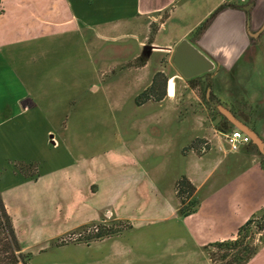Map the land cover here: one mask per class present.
<instances>
[{"label": "crops", "instance_id": "crops-1", "mask_svg": "<svg viewBox=\"0 0 264 264\" xmlns=\"http://www.w3.org/2000/svg\"><path fill=\"white\" fill-rule=\"evenodd\" d=\"M206 4V11L195 17L196 0H0L1 50L32 49L43 39L74 33L86 48L81 70L95 77L82 85L104 99L120 96L107 89L115 85L103 79L107 65L97 58L104 54L100 44L111 50L113 43L120 56L129 48H145L154 29L152 47L159 44L168 50L187 39L214 63L209 82L216 99L236 105L230 111L255 132L260 142L249 136L250 141L238 151H229L223 132L235 127L225 117L228 128L214 132L209 153L186 149L188 138L172 154L165 150L162 159L155 161L151 146L136 138L127 139L123 132L122 137L111 139L121 148L119 155L111 151V160L98 163L93 162L95 156L106 152L103 132L101 140L91 143L82 138L77 157L78 165L84 168L75 174L72 189L66 191L68 185H63L64 204L55 207L68 222L48 236L49 240L84 225L120 220L127 224L126 230L88 246L106 244L112 256L123 257L125 249L129 251L126 243H130L136 257L144 262L182 264L187 248L197 250L208 243L236 238L239 226L264 206V0H206ZM128 25H133L130 33ZM167 82L171 96L174 80L170 77ZM114 103L118 108L114 111L121 110V105ZM46 104L22 97L19 113L36 108L48 111ZM0 115H4L2 110ZM51 132L48 130L52 148L67 141L66 127L58 145L52 142ZM53 158L56 162L58 155ZM183 175L194 185L199 201L197 210L186 216L179 214L175 187ZM61 197L55 195L54 199ZM154 244L159 248L152 250ZM246 264H264V245Z\"/></svg>", "mask_w": 264, "mask_h": 264}, {"label": "rangeland", "instance_id": "rangeland-1", "mask_svg": "<svg viewBox=\"0 0 264 264\" xmlns=\"http://www.w3.org/2000/svg\"><path fill=\"white\" fill-rule=\"evenodd\" d=\"M196 1L199 5L194 8L195 17L207 9L206 0ZM156 18L160 21V17ZM127 30L132 32L133 25H128ZM152 34L154 30L150 31L145 48L136 51L129 48L121 51L120 56L113 43L107 44L111 50L99 45L104 54L97 58L99 63L107 65L103 79L108 80L110 86L115 85L114 88L105 85V88L114 90L119 99H104L97 91L92 92L82 85L95 77H92L94 73L81 70V64L86 63V48L74 33L43 39L39 47L32 49H0V110L4 112L0 115V197L5 207L8 206L6 209L20 246L31 254L29 264H150L136 257L135 247L130 243H126L129 251L125 249L123 257L112 256L106 244L88 246L126 230L127 224L120 220L84 225L52 241L47 238L62 223L68 222L55 207L64 204L65 192L75 186V174L84 168L78 165L77 157L82 138L91 143L94 139L101 140L103 132L102 145L106 152L95 156L93 162L111 160V151L119 155L122 150L117 141L111 139H118L123 132L127 139L136 138L151 146V159L159 161L165 150L172 154L188 138L191 139L186 144L194 143L198 153H209L214 132L228 128L220 106L233 111L236 105L216 99L209 82L212 71L189 79L181 77L172 62L175 47L168 50L159 44L152 47L149 43ZM158 42L162 44L163 40L160 38ZM142 66L145 67L140 69ZM170 77L175 86L173 95L168 96L166 83ZM163 78H167L164 90ZM145 90L152 96L138 104L136 97ZM22 97L38 101L40 105L47 102L48 111L40 112L36 108L20 115ZM114 101L121 105V110L114 111L118 109ZM144 104L147 108H141ZM64 126L67 141L52 148L48 130H52V139L58 145ZM55 154L58 155L56 162ZM59 166L56 171L55 167ZM63 185H68L65 192ZM55 195H63L62 200L54 199ZM96 225L118 231L83 241ZM151 246L152 250L159 248L155 244ZM210 251L213 250L204 247L187 248L182 264H215Z\"/></svg>", "mask_w": 264, "mask_h": 264}, {"label": "trees", "instance_id": "trees-1", "mask_svg": "<svg viewBox=\"0 0 264 264\" xmlns=\"http://www.w3.org/2000/svg\"><path fill=\"white\" fill-rule=\"evenodd\" d=\"M151 36L149 43L152 42ZM166 79L163 78L162 90H164ZM152 90L153 87H150V91ZM148 93L145 90L136 97V102L141 104L143 99L150 98L152 95ZM190 147L195 148V144L188 145L186 149ZM175 187L179 200V214L186 216L195 212L199 201L195 196L194 185L183 175L176 181ZM95 228L83 241L100 239L118 231L105 225H96ZM263 245L264 206L239 226L236 238L208 243L204 248L213 250L210 251V258L215 264H246ZM30 256L31 254L20 246L10 215L0 197V264H29Z\"/></svg>", "mask_w": 264, "mask_h": 264}, {"label": "water", "instance_id": "water-1", "mask_svg": "<svg viewBox=\"0 0 264 264\" xmlns=\"http://www.w3.org/2000/svg\"><path fill=\"white\" fill-rule=\"evenodd\" d=\"M172 62L181 77L185 79L198 76L214 68L213 61L187 39H182L175 46ZM166 88H168V82L166 83ZM220 111L235 128L241 130L246 135L251 136L258 143H260L258 137L255 135V132L241 120L236 118L229 109L220 106Z\"/></svg>", "mask_w": 264, "mask_h": 264}, {"label": "built area", "instance_id": "built-area-1", "mask_svg": "<svg viewBox=\"0 0 264 264\" xmlns=\"http://www.w3.org/2000/svg\"><path fill=\"white\" fill-rule=\"evenodd\" d=\"M223 137L228 150L232 152L238 151L242 144L250 141V137L237 128L223 132ZM52 142L54 145L56 144L55 140H52Z\"/></svg>", "mask_w": 264, "mask_h": 264}]
</instances>
